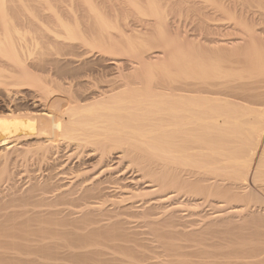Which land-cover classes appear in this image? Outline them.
<instances>
[{"label":"bare ground","instance_id":"obj_1","mask_svg":"<svg viewBox=\"0 0 264 264\" xmlns=\"http://www.w3.org/2000/svg\"><path fill=\"white\" fill-rule=\"evenodd\" d=\"M102 1L0 0V264H264V0Z\"/></svg>","mask_w":264,"mask_h":264},{"label":"rangeland","instance_id":"obj_2","mask_svg":"<svg viewBox=\"0 0 264 264\" xmlns=\"http://www.w3.org/2000/svg\"><path fill=\"white\" fill-rule=\"evenodd\" d=\"M94 1H96V2L99 1L100 2L102 0H94ZM108 1L109 2L112 1V2H110L111 4H109ZM108 1L105 2V6L106 7L105 6H101V7H102V9L104 8L103 10L105 11V13L106 12L108 13L109 12L108 11L109 6L110 5H113V8L114 9L111 8L112 6H110V8L112 10H115L116 11L115 14L118 15V18H116L117 15H113L114 14V11L113 12L112 11L110 12V14L113 17V19H114V17H115V19H117V20H114L117 23V25H116V23H114L115 26L117 27L118 24L120 25V23L122 22L123 23L122 26L125 27V29H123V30L125 31V30L129 29V26L130 25H132V24L134 26L137 25L136 26V31H138L139 33H137V34L129 33L130 35L132 34L131 35V41L133 43L137 44L138 46L135 45V44H133V45H135L136 47L139 48V44L138 43L140 41H142V42L144 41L145 43H147V45H146L147 48H148V45H149V47L151 49L152 48L154 49L155 48L154 46H158L159 45L160 46V49H158L159 46L157 47V49L155 48L154 50H151L150 48H148V50H149L148 53H152V52L154 53L156 51L165 53L163 56H160V58H159L160 61H162V62H169L171 60L170 59L169 52H167L168 50L167 49H163V47H164L165 44L163 45V43H161L162 41L160 40V38L163 37V36L161 37L160 34H162V35L165 34V33L164 34L162 33V30H164V31L165 30H167V31L169 30L168 32L171 33V34H169L168 32L165 31L167 33V35L165 34L166 37L169 35L170 38H171V40L176 41L182 47L185 48V47L188 46V44H189V38H188V36H189V34H188L189 27H188V24H189V19H190L189 18V9H188V5L186 3V1H188V0H157V2H159V4H158L159 10L160 11L162 10L161 13L163 12L160 15H165V16H163V20H161V21L162 22L164 21L163 24L168 21V23H166V25L170 23L169 25H167V28L166 29H164L165 28V24L164 25L159 24L160 22H158V20L156 18H152V16H148V15L145 17L143 15H139L138 14L141 18L144 17L145 19H149V20H147L146 28L144 27L145 25L144 26H141V28H140V22H137L140 19H139V16L136 15V12L138 13V10H136V8L133 7V6L134 5H137V7L140 8L141 10H143V11L144 10H147L148 3H147L146 0H139V1L134 0V2L136 1L134 4H133V2H131L133 4V6L128 3V2H130L132 0H108ZM102 2L104 3V0ZM140 2H142V3H140ZM143 2H146L147 4L145 3L146 4L145 5V4H143ZM106 3H107V5H106ZM105 8H106L107 11L105 10ZM133 8H135V10H133ZM134 11H135V13H134ZM110 14L108 13L106 15H110ZM111 16L110 17L108 16L109 19L112 18ZM121 16H123L124 22L121 21V20H123ZM127 16H128V18H127ZM137 17H138V19H137ZM164 17L166 18L167 21L164 19ZM128 20L131 21L132 23H129ZM125 24H126V26H125ZM160 26L162 27V29L160 28ZM163 26H164V28H163ZM119 27L120 28H123V27H121V25ZM126 27H127V29H126ZM125 34H127V36H128V33H126V32H124L123 36H122V33L119 34L118 36H119V38L122 39L124 36H126ZM130 35H129V37H130ZM166 37H165V39H169L168 37L167 38ZM163 42H164V39H163ZM165 42H166V40H165ZM169 43H170V41H169ZM151 44H153V45H151ZM8 89H9V87H8ZM0 90H1L0 91V115H2L6 111V109L7 110L8 109H14V106L16 105L15 104L16 102L13 103V102H11L10 99H8V98L5 97L6 91L2 87H0ZM18 107L20 109L21 108H24L23 105L18 106ZM16 168L19 169L20 167L18 168L17 166H15V170H17ZM27 168H28V166H27ZM21 170H23V169H21Z\"/></svg>","mask_w":264,"mask_h":264}]
</instances>
